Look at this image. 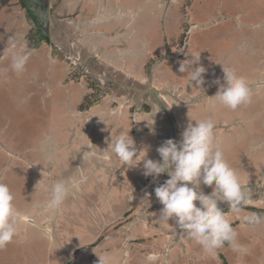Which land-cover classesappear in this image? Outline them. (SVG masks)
I'll return each mask as SVG.
<instances>
[{
    "label": "rangeland",
    "instance_id": "obj_1",
    "mask_svg": "<svg viewBox=\"0 0 264 264\" xmlns=\"http://www.w3.org/2000/svg\"><path fill=\"white\" fill-rule=\"evenodd\" d=\"M61 1L64 4V0ZM59 5V3L56 5L58 10H60ZM0 6L4 7V4L0 3ZM5 6L9 8L7 4ZM10 8L15 11L14 6ZM20 9L18 6L17 12H20ZM26 12L30 13L27 10ZM9 15L10 13H5L2 17L3 22L0 25V31L4 28L7 29ZM32 17L33 14L30 13L29 18H27L29 25L26 22L27 25L25 26V29L28 27L25 31V38L29 44L33 43L39 48V44L42 42L48 44L52 50L51 43L59 42L62 45L68 43L69 49L67 50L70 55L74 58L77 57V50L73 48L72 42L70 43L67 37H63L62 31L61 36L60 31L51 30L49 24L48 26L47 24L44 25L42 19L33 21ZM168 17L167 14H160V19L155 18V24L152 25L146 36H142L141 41L145 44L146 52L142 58L140 56L142 66L139 65L143 72L139 71L140 73H138L139 81L145 82L150 71L156 78V82L153 84L158 87V91H160V87L173 85L178 88H186V93L192 96L206 92L205 89L208 87L211 97L214 96L212 94H216L215 92L221 85L225 84L223 67L234 69L241 76H244L249 69H254L256 72L254 75H248L244 78L249 85L262 83L256 87L250 86L252 89L251 101L255 100L254 104L258 110L264 106V88L263 90H255L264 87V0H182V6L177 8V13L174 14L173 18L169 19ZM258 25L262 28H256ZM169 27L172 28L171 34L167 33ZM0 42V169L2 174L0 175V182L9 186L15 198V207L23 215L20 225L21 234L16 240L0 250V264H81L84 254L89 258L88 264H98V257L104 254H110L112 264H115L117 261L115 258L118 259V255L111 249H117L122 245L119 246L120 243H117L110 246L109 243L105 242L116 236L122 237L123 243L126 242V245H130V247H124L127 256L123 255L122 260L128 264H150L146 257L153 252L161 253V259L153 262V264H234L235 258L231 254H228L231 261L220 249L213 257L205 254L201 246L195 242L184 238H182V243L174 247L171 238L176 236L168 237L171 249L163 251L158 246L161 242L157 239L164 241L166 234L170 233V229L165 223L158 222L160 217L152 211L153 206L143 202L145 193H149L151 196L152 191L150 189H155L159 185V183L152 185L151 183L159 182L160 177H145L142 174L143 161L136 168H127L121 164L111 150L104 151L107 149L105 144H108L107 138L110 136L108 133L111 132L115 137L121 131L98 132L93 137L89 131H84L81 114L78 118L74 117V120L73 117L70 118L71 126L68 125V122L67 127L70 126L68 131H56L57 128L52 125L53 122L58 127L56 117L53 118L51 111L49 114L51 121L53 119L52 122L50 121L51 124L47 120L43 123L44 119H38V111L43 105V101L39 98L47 95L48 89L33 85L35 91L32 94L31 102L36 101L37 105H32L31 109H28L24 103H20L19 96L15 98L11 94L12 84H10L8 77H1L7 68V60L4 58L6 54L4 48L7 47L5 42L11 44L12 40L7 39ZM57 48L53 49L54 52L50 50L48 53L49 60H53L52 62L56 66L59 65L58 60H60L63 66L67 67L69 82L75 81V79L77 83L85 81L81 74L87 71L86 68L84 72H80L75 67L77 74L74 73L75 70H71L70 62L65 57L58 55ZM179 49L182 51L181 57H177L179 52L177 50ZM52 53H54L53 56ZM174 54L175 57H173ZM161 55L166 57H160ZM198 57L199 60L191 67L194 69L197 66H203L207 70L203 77L205 83L198 89L202 93L196 89L197 86L194 81L190 83L187 89L186 83L189 84V76L187 72L181 73L179 71L182 62L192 58L196 60ZM32 58L29 57L27 65L32 64ZM145 62H147L146 65ZM159 62L162 63L159 65ZM143 65H145L144 68ZM77 68L83 70L81 66ZM58 73L60 74L58 82H64L65 79H61L62 71L59 68L56 74L59 75ZM125 73L130 74L128 71ZM257 75L259 76L257 77ZM87 80L89 79L87 78ZM114 80L115 87L109 83L102 85L100 89L94 90L92 94L87 96L83 107H87L88 103L92 101L95 106L109 105L112 110H115V107H118L115 102L119 101L118 103H120L126 99V95L123 94L124 91L116 88V83L125 85L129 82L127 85L130 86L135 81L129 78L125 79L121 75L116 76ZM217 80H219V84L216 83ZM44 83L47 85L46 82ZM89 84L94 86L92 81H89ZM52 85V82L49 81L48 106L50 110L54 109L56 103ZM29 91L27 89V92ZM37 92L41 93L37 95ZM121 96L122 99H120ZM260 100H263L262 105L258 104ZM126 104L130 105L131 101L123 106L124 112L129 111L127 113L129 120L133 112L130 107H126ZM148 105L154 109L157 104L148 102ZM5 106L10 109L11 114L2 112ZM247 106L248 104L242 105L239 110ZM81 107L78 106V109ZM70 108L72 112V106ZM145 108L147 109V106ZM200 108L198 105L191 108L195 109L192 112L193 117L189 113L183 115L189 117L186 122L195 124V121L191 120H200L204 115ZM202 108L205 110L204 106ZM60 113L61 116L59 115V117H61L62 122L68 119L67 116H70L69 114L64 117L62 111ZM29 115H32L31 119H29ZM176 120L181 122V116L179 115ZM131 123L130 119L126 125L127 131L123 132L129 131L128 135L133 139L138 150L144 146H150L147 159L159 161L160 157L157 152L159 145L155 138L157 136L155 131L153 134L146 130L142 131L144 132L142 134L131 129ZM258 124L261 132L264 129L262 122H252V126H250L239 122L235 116L232 119L227 117V122L219 123L218 132H226L225 137L228 142L231 139L229 134L232 136L233 132L236 134L238 130H241L243 134H249V131L245 130L256 127ZM51 125L52 130H50ZM43 128L44 131H41ZM252 130L255 129L252 128ZM249 137L246 139L248 140ZM91 139H94L93 142ZM230 142L232 147H237L238 143ZM247 143L244 144L247 145ZM256 146L258 149L254 154L256 155L260 149L258 155L261 156V151L264 150V142ZM89 150L97 155H85ZM245 155L247 156V154ZM245 155L243 157H246ZM105 156L108 158L104 159ZM119 164L122 167H119ZM113 169L120 172L118 173L121 174L120 177L127 176L126 189L119 185L120 177L119 180L112 182L113 177L117 176L116 173H113ZM102 170L107 181L100 178V171ZM80 171L85 174L87 179L81 184L79 191L74 192L66 199L58 213L47 210L45 205L50 198V193L44 190L45 187L50 186L54 181L66 180L74 175L78 176ZM94 173H96V178ZM131 190L133 198L127 194ZM205 194H210V192H205ZM110 196L112 199H109ZM150 196L148 201L151 199ZM156 200L158 199L156 198ZM101 210L102 215L99 214ZM96 223L100 227L96 226ZM158 223L160 226L157 225ZM139 225H143V227ZM136 227H138V232L135 231ZM46 228H51V231L55 229L61 235L59 241L57 239L59 235L54 234V231L46 234L44 231ZM130 230L133 232L134 238L130 237ZM143 230H145V234ZM153 238L158 242L156 243ZM191 242L192 244H190ZM164 255L166 256L163 259ZM118 264L120 263L118 262Z\"/></svg>",
    "mask_w": 264,
    "mask_h": 264
},
{
    "label": "crops",
    "instance_id": "obj_2",
    "mask_svg": "<svg viewBox=\"0 0 264 264\" xmlns=\"http://www.w3.org/2000/svg\"><path fill=\"white\" fill-rule=\"evenodd\" d=\"M0 3L4 4V7L0 6V25H2V17H4L5 13H10V15L8 16L7 29L4 28L2 31H0V41L4 42L7 39L12 40L11 44L5 42L7 47L4 48L6 53L4 55V58L7 60V68L5 69V71L2 70L4 71V74L1 75V77H8L10 84H12L11 94H13L15 98L19 96V102L24 103L26 108L31 109L32 105H37L36 101L31 102V100L33 99L31 98L32 94H34L35 91L33 90V85H37L38 88L47 87V95L43 96L42 98H39L43 101V105L40 106L37 118L40 120L44 119L43 123L45 120L50 123L51 115H49L50 109L48 106V102L49 81H51L53 84L51 86L53 88V96L57 105H59L60 107V112L62 111L64 117L70 114V116H67L68 119L63 122L61 121V117H59V115L61 116L60 112L55 113L58 116L53 115V118L56 117V125L58 127L53 124V119L51 122L54 128H57L56 131H68L71 126L70 118L73 117L74 120V117L78 118L81 114V121L84 122L82 124L84 131H89L90 134H93V137L98 132L103 131H127L126 125L128 124V121L130 119L128 120V115L124 112L123 106L125 104L122 102L118 103L119 101H116L115 103L118 104V107H115V110H112L109 105L98 107L94 104L88 109L84 108V100L87 99V96L89 94H92L95 90L93 87L92 89H90V80H87V76H85L83 77L85 81H81L82 83H77L76 79L75 81L71 80L69 82V78H67V67L65 68L60 60H58L59 65L57 66L54 62H52L53 60H49L50 56H48V53H50L51 49L48 44H43L41 42L39 44V48L33 43L29 44V42L25 38V31L26 29H28V27H26L25 29V26L27 24L29 25V21L27 20L29 16L26 10H29L33 13V15L35 16L33 18L35 20L42 19L44 21V25L47 24L48 26L49 24V28L51 30L56 29L57 31H60V35L62 31V35L64 34L63 37H67L68 41H70V43L72 42L73 48H75L78 53H81L82 57L80 59L82 60H80L81 65L79 66H82L83 64L82 71H84V68H86L87 66V69L89 70L90 74L93 75L91 77V81H101V79L105 80L107 78H102L103 72H100L99 67H104L103 65L110 66L109 68L111 69L115 68L114 70L116 71L118 68V71H128L131 77L139 79L140 77L138 73L142 71V61L140 59V56L142 58L146 52L145 44L141 41L142 36H146V34L150 30L149 26L155 24V18H157L158 20L160 19V14H167L169 16L168 18L172 19L174 14L177 13V8L182 6V0H64V4L61 0H0ZM58 3L60 4V10H58L56 7ZM6 4L9 6V8H6ZM12 6H14L13 9H15V11L11 10L10 7ZM18 6L21 8L20 12H17ZM53 15H55L56 17H53ZM25 18L27 21L25 20ZM258 28H262V26L258 25ZM171 29V27L167 29L168 34H171ZM20 31L22 32L20 33ZM16 39L17 42H15ZM24 42L27 43L28 49L31 50L30 57H34L31 59L32 64H26L25 71L23 73L17 74L11 69V62L13 56L16 53L20 52V44ZM50 46L52 48L51 51L53 52V49H55L56 47L60 48V50H58V48L56 49V51H58V55L65 57L66 60L70 61L72 65L76 64V57H71L69 51L67 50L69 49L68 43L62 45L61 43L57 42L51 43ZM53 54L54 53H52V56ZM160 57L164 56L161 55ZM146 64L147 62H145V65ZM133 65H135V68H133ZM145 65H143V68L145 67ZM58 68L60 69V71H62L61 79H65L64 82H58L60 76L59 73V75L56 74ZM73 68L74 67H72L71 70H73ZM44 82H46L47 85H45ZM261 84L262 83H252L250 86L256 87ZM263 88L264 87H260V89L255 90H263ZM27 89H29L30 91L27 92ZM151 90L156 92L153 89ZM148 92L150 93V90ZM40 93L41 92H37V95H39ZM142 94L143 96H145L144 92H142ZM189 96L193 97L191 96V94H189ZM60 97L63 98L61 99ZM207 97L211 98L213 96L210 97L209 94H207L203 96L200 100L186 98L188 100H186V103L180 102L177 104H172V106L169 105V109L168 107L161 104L158 98L154 97V95L149 98L142 97L140 101H135L133 99L131 100L130 105L126 104V107H130V110L134 108L135 111L133 114L136 115L133 119L135 126L131 124L130 128L134 131H139L140 133L144 134V132L142 131H151V127H153V125H150L152 122H154L153 117H156V114L160 112L171 113L172 111L173 113L177 111V115L175 114L173 116H176V120V118L180 115L181 122L176 120V124L172 126V128L173 131H176L177 136L174 138V141L179 142L181 139V133L188 125V122H186V120L189 117L187 118L183 115H188L189 113L193 117L192 112H194L195 109L193 110L191 108H195V106L197 105L201 107L200 110L203 112L204 115L201 117L200 120L211 119L215 122V134L220 146L224 150L225 158L231 166L237 168L238 170L241 169L244 173L247 174L248 177L245 176L243 172H241L242 179L245 182H247L248 180V184L246 185V187L251 190V198L253 199L250 204L244 206L243 212L239 214L230 213V208L227 202H218L219 208L222 210V212L227 215V218L232 223V226L236 229L238 233L239 243L247 246L249 252L247 255L240 257L239 254L234 253L227 244H225V246L220 250H222V252H224V254L227 256L228 254H231L235 258V262H233L234 264H264V223L254 226H245L241 220V217L245 213L249 212H255L264 215V150L261 151V156L258 155L260 149L257 151L256 155L254 154L255 151L258 149L256 145L259 143L261 144V142H264V129L261 131L263 134H260V126L258 124L256 127L247 128L245 130L249 131V134H243L241 133V130H238L236 134H234L233 132L232 136H230L229 134L228 136L231 139H229L228 142L235 141L236 143H238L237 147H232V143L227 142V139L225 137L226 132H218L220 128L219 123L223 124L224 121L227 122V117L229 119H232L234 116L238 119L239 122L249 124L250 126H252V122H262L264 127V106L260 107L258 110L256 109L257 107L255 106V104L249 105V103L247 107L241 110H239L238 108L236 110L239 111L235 112L236 110L233 111L217 104L216 108L212 109L210 107L211 101ZM148 102H150V104H157L160 111L157 112V107L152 109L151 105H148ZM258 104L262 105L263 100L258 101ZM71 106L72 112L70 108ZM78 106H82L83 109L82 107L81 109H78ZM146 106L147 109L145 108ZM202 106H204L205 110H203ZM51 110L54 111V109ZM73 111L75 112L76 116H74L75 114L73 115ZM2 112H7L8 114H11L10 109L6 106L2 109ZM31 118L32 115H29V119ZM67 124L70 125L69 128L67 127ZM52 125L50 130L53 129ZM252 128L258 130L259 132L252 130ZM41 131H44V128ZM229 132L231 133V131ZM110 133L111 132L108 133V135L110 136L107 138L108 144L110 143L111 139L114 138V135ZM246 137H249L248 140L246 139ZM93 140L91 139L92 142ZM246 142H248L247 145L244 144ZM108 144H105L106 147H108ZM245 154H247V156ZM244 155L246 157H243ZM119 165V167H122L121 164ZM113 173H116L117 176L115 178L113 177L112 182L115 180H119L121 174L118 173L120 172H118L117 170L115 171V169H113ZM0 175H2L1 169ZM94 176L96 178V173H94ZM159 177V182L154 181L151 183V185L154 183H159V185L157 186H161L167 179L170 178L166 173L161 174ZM100 178H103L104 181H107L105 175L103 174V170L100 171ZM108 180L110 182L109 177ZM127 180V176H124V178L120 177L119 185L123 186L126 189L125 182H128ZM201 187L204 193H211L212 191L211 186L201 185ZM150 191H152V195L150 196L151 199L150 201H148V205L153 206L152 211L155 213L156 216L160 217L163 205H161L160 202L156 200L154 189L151 188ZM131 192L132 190L128 191L127 194H130ZM109 199H112V197L110 196ZM99 214L102 215V210ZM174 222V219H170L168 221L169 226L167 228L170 229V233L166 234V239L164 241H162L163 239H157L161 242V244L158 246L161 247L163 251L171 249L169 243L170 239L168 240V237L176 236L171 238V240L173 239L174 247H176L177 244L183 242L182 238L187 240L184 237L185 234L183 233V231L178 227L176 222ZM157 225L160 226L159 223ZM96 226L100 227L98 224ZM139 226L143 227V225ZM53 231L51 232H53L54 234L56 233V235H59L57 236V239L59 241L61 235L58 234L55 229ZM135 231H139L138 227L135 228ZM143 231L145 234V230ZM169 234L173 235L170 236ZM133 235V232L130 230V237L134 238ZM153 239L154 241H156V243L158 242L157 240H155V238ZM123 241L124 240L122 239V237L116 236L111 240H107L105 242L109 244L113 243L114 245L120 243L119 246H123L117 249H111L115 251L116 255H118V259L115 258V261L117 260L115 264H118V262L120 264H128V262L122 260L124 257L123 255L126 251L125 248H127V246L130 247V245H126V242L123 243ZM190 244H192V242ZM165 256L166 255L163 256V259ZM88 260L89 258H87V255L84 254L83 258L81 259V264H88ZM229 261L231 260L229 259Z\"/></svg>",
    "mask_w": 264,
    "mask_h": 264
},
{
    "label": "clouds",
    "instance_id": "obj_3",
    "mask_svg": "<svg viewBox=\"0 0 264 264\" xmlns=\"http://www.w3.org/2000/svg\"><path fill=\"white\" fill-rule=\"evenodd\" d=\"M30 55L31 50L28 49L27 43L20 44V52L12 58L11 69L17 74L23 73ZM198 60L199 57L196 60L193 58L185 60L179 67L181 73L187 72L189 84L195 82L197 90L204 85L203 77L207 71L203 66H197L194 69L191 67ZM71 67L84 72L78 69L76 64L74 66L71 64ZM76 70L74 73L77 74ZM223 73L225 84L218 88L213 97H207L211 101L210 107L215 109L219 104L235 111L240 106L251 103L252 89L247 80L238 75L234 69L223 67ZM81 75L85 77V72ZM98 82L100 87L104 85L102 81ZM216 83L219 84V80ZM156 107L159 112V107L157 105ZM191 121H195V124L188 123L181 133L179 142L168 139L157 148L159 161L147 159L150 146H144L138 150L133 139L128 135L129 131L126 133L121 131L117 134L104 151L110 149L127 168H136L143 161L142 174L145 177L156 178L165 173L170 177L154 189L155 197L163 205L158 222L168 225V221L174 219L185 234L184 237L201 246L205 254L215 257L217 250L227 244L234 253L243 257L248 254L249 249L239 243L236 229L219 208L218 202H227L230 213L243 212L244 206L253 200L251 190L246 187L248 180L245 182L241 176L243 171L231 166L225 158L224 150L215 135V122L211 119ZM152 125L154 122L150 126ZM151 132L154 134V127L151 128ZM85 155L97 154L89 150ZM243 174L247 176L246 173L243 172ZM86 179L87 177L80 171L78 176L54 181L50 186H46L44 190L50 193V198L45 205L46 209L58 213L66 199L79 191ZM201 185L211 186V193L205 194ZM130 196L133 198L132 192ZM149 196V193H145L143 202L147 205ZM14 199L9 186L0 182V250L21 234V214L15 207ZM241 220L245 226L259 225L264 223V215L249 212L245 213ZM44 231L50 234L51 228H46ZM124 255L127 256V252ZM160 259L161 253L155 252L146 257L150 264ZM98 264H112V256L110 254L99 256Z\"/></svg>",
    "mask_w": 264,
    "mask_h": 264
},
{
    "label": "flooded vegetation",
    "instance_id": "obj_4",
    "mask_svg": "<svg viewBox=\"0 0 264 264\" xmlns=\"http://www.w3.org/2000/svg\"><path fill=\"white\" fill-rule=\"evenodd\" d=\"M53 17H56L55 15H53ZM52 17V18H53ZM152 28V25H150L149 26V29H151ZM177 51H179L178 53H177V57H181L182 56V51L179 49V50H177ZM176 54V53H175ZM174 54V56L173 57H175L176 55ZM81 53H78L77 52V57H76V59H77V61H76V65L77 66H79V65H81ZM164 56V58L166 57L165 55H163ZM71 60V59H70ZM70 62V61H69ZM71 63V62H70ZM162 62H159V65L161 64ZM74 65V64H73ZM104 67H102V66H100L99 68H100V72H103V75H102V78H104L105 79V77H107L105 80H103V79H101V81H102V83L103 84H107V83H109V85H111V86H113V87H115L114 85H115V83H113V82H115V80H114V78L116 77V76H118V75H121V76H124V78L126 79V78H129V79H131V80H134L135 81V83H132V85H127L128 83H126L125 85L124 84H118V83H116L117 84V89L118 88H120V89H122V91H124L123 92V94L124 95H126V99H124V100H122V103H127V102H130L131 100H141L142 99V97L144 98V97H147V98H149V97H152V95H154V97H156V98H158V100H159V102L161 103V104H163L164 106H172V104H177V103H180V102H183V103H186L188 100L186 99V98H189V99H191V98H193L194 100H200V99H202V97L203 96H205V95H207V94H209V90H208V88H206L205 90H206V92H204V93H202V94H200V95H198V94H194V95H192L193 97H190L187 93H186V88H178V87H174L173 85L172 86H166V87H164V88H162V87H160L161 89H160V91H156V92H154V91H152L151 89H155L156 88V86H153V82L155 83L156 82V78H155V80H154V77H153V75L151 74V72L149 71V73H148V75L146 76V78H147V80L145 81V82H142V81H139L137 78H133V77H131L129 74H127V73H125L126 71H124V70H122V71H118V69H117V71L116 70H114L113 68L111 69V68H109L110 66H106V65H103ZM82 67H83V64H82ZM109 68V69H108ZM121 68V67H120ZM86 70L87 71H85V76H87V77H89L88 79L91 81V77L93 76V75H91L90 74V72H88L89 70L87 69V66H86ZM256 72H255V70L254 69H249L245 74H244V76L243 77H247L248 75L249 76H251L252 74L254 75ZM259 75H257V77H258ZM152 80H154V81H152ZM100 81V82H101ZM187 84V89L189 88V86H190V84H188V83H186ZM150 90V93L148 92ZM142 92H144L145 93V96H143V94H142ZM152 94V95H151ZM118 97V96H117ZM133 97V98H132ZM120 99H122V96L120 97ZM187 100V101H186ZM169 103V104H168ZM255 103V100H253V101H251V103L250 104H254ZM118 105V104H117ZM54 111H52V110H50L51 112H53V115H55V116H58V115H56L55 113H59L60 112V107H59V105H57V103H55V105H54ZM132 110V112L134 113V108L133 109H131ZM157 111V110H156ZM125 113H129V111H125ZM132 113V114H133ZM177 113V111L176 112H173L172 113V111H171V113L169 112V113H162V112H160V113H158V114H156L155 116L156 117H153L154 118V125H153V127H154V131H155V133L157 134V136L155 137L156 138V140H157V144L159 145V147L166 141V140H168V139H172V140H174V138L175 137H177L176 136V131H173V128H172V126L173 125H175L176 123V120L174 121V119H175V117L173 116V115H175ZM177 115V114H176ZM131 124L132 125H134V121H133V119H134V114L131 116ZM171 121H172V123H171ZM153 123V122H152ZM151 123V124H152ZM173 124V125H172ZM153 127H151V128H153ZM155 140V141H156ZM201 189H202V187H201ZM211 191V190H210ZM129 195V194H128ZM197 204H198V202H197ZM114 244L112 243V244H110V246H113Z\"/></svg>",
    "mask_w": 264,
    "mask_h": 264
},
{
    "label": "trees",
    "instance_id": "obj_5",
    "mask_svg": "<svg viewBox=\"0 0 264 264\" xmlns=\"http://www.w3.org/2000/svg\"><path fill=\"white\" fill-rule=\"evenodd\" d=\"M29 11V10H28ZM30 13H32L31 11H30ZM30 13L28 14V16H30ZM33 14V13H32ZM34 17V16H33ZM32 17V18H33ZM35 19L33 18V21H34ZM78 71V70H77ZM93 82V85H94V87L96 88L95 89V91H97V89H100V83L98 82V81H96V80H94V81H92ZM89 105L87 106V107H84V108H86V109H88L89 107H91L92 105H93V103H92V101H90V103H88Z\"/></svg>",
    "mask_w": 264,
    "mask_h": 264
},
{
    "label": "water",
    "instance_id": "obj_6",
    "mask_svg": "<svg viewBox=\"0 0 264 264\" xmlns=\"http://www.w3.org/2000/svg\"><path fill=\"white\" fill-rule=\"evenodd\" d=\"M154 90L158 91L156 88Z\"/></svg>",
    "mask_w": 264,
    "mask_h": 264
}]
</instances>
